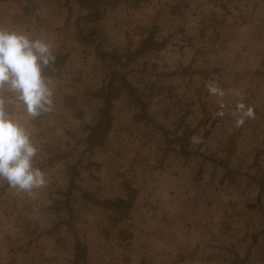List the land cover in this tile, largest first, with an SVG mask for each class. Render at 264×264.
<instances>
[{
    "label": "crops",
    "instance_id": "1",
    "mask_svg": "<svg viewBox=\"0 0 264 264\" xmlns=\"http://www.w3.org/2000/svg\"><path fill=\"white\" fill-rule=\"evenodd\" d=\"M0 25L56 57L52 110L13 105L48 182L0 181V264H264V0H0Z\"/></svg>",
    "mask_w": 264,
    "mask_h": 264
},
{
    "label": "clouds",
    "instance_id": "2",
    "mask_svg": "<svg viewBox=\"0 0 264 264\" xmlns=\"http://www.w3.org/2000/svg\"><path fill=\"white\" fill-rule=\"evenodd\" d=\"M53 47L50 39L0 25V181L29 198L48 181L36 163L39 149L13 105L21 102L33 119L52 110L54 91L44 71L55 63ZM252 114L250 108L245 113Z\"/></svg>",
    "mask_w": 264,
    "mask_h": 264
},
{
    "label": "trees",
    "instance_id": "3",
    "mask_svg": "<svg viewBox=\"0 0 264 264\" xmlns=\"http://www.w3.org/2000/svg\"><path fill=\"white\" fill-rule=\"evenodd\" d=\"M111 93H110V90H108V92L106 93V105L103 107V109L100 111V119L101 122H99V126H103L104 124L106 125L107 124V115L109 113V109H110V103L111 101L107 100L109 97H110Z\"/></svg>",
    "mask_w": 264,
    "mask_h": 264
}]
</instances>
